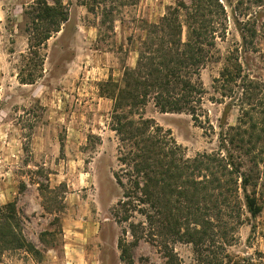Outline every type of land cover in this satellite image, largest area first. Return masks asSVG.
I'll return each mask as SVG.
<instances>
[{
  "label": "rangeland",
  "instance_id": "1",
  "mask_svg": "<svg viewBox=\"0 0 264 264\" xmlns=\"http://www.w3.org/2000/svg\"><path fill=\"white\" fill-rule=\"evenodd\" d=\"M60 1L69 20L46 47L31 52L37 1L0 0V209L16 204L11 222L39 252L0 246V264H124L119 241L133 242L130 224L145 219L131 210L129 222L118 221L124 214L118 203L126 200L115 177L122 175L120 141L112 130L113 102L102 96L107 93L102 85L120 81L124 68L136 65L147 23H159L175 0ZM220 1L227 30L200 72L203 126L186 113H161L151 101L142 112L170 131L191 160L227 154L222 138L237 134L232 128L239 123V109L226 114L230 99L214 82L233 57L254 82V119L264 127V0ZM8 52L17 54L8 58ZM30 77L33 84L20 82ZM259 138H252L251 146L258 141L254 155L236 144L227 147L257 181L249 192L255 189L262 213L253 217L241 205L240 225L226 239L217 236L224 251L212 264H264V133ZM239 197L241 202V188ZM8 215L3 209L0 219ZM217 247L212 253L221 251ZM131 255L134 264H203L194 244L173 240L168 250L159 240H140Z\"/></svg>",
  "mask_w": 264,
  "mask_h": 264
},
{
  "label": "trees",
  "instance_id": "2",
  "mask_svg": "<svg viewBox=\"0 0 264 264\" xmlns=\"http://www.w3.org/2000/svg\"><path fill=\"white\" fill-rule=\"evenodd\" d=\"M36 1L34 32L29 38L31 52L46 47L69 20L60 0L52 5L45 0ZM226 22L227 12L220 0H175L159 23H147L145 37L139 38L136 65L126 66L120 81L109 79L102 85L107 90L102 96L113 102L112 130L120 141L122 175L115 177L125 190L126 200L118 203L124 212L118 221L129 222L131 210H138L145 219L130 224L133 242L119 241L124 264H134L132 247L149 238L159 240L167 250L172 240L192 243L200 261L212 264L224 251L222 242L216 241L217 236L226 239L240 225L241 205L253 217L262 213L255 189L249 192L257 181L251 171H243V162L240 158L236 161L227 147L236 144L245 155H254L258 141L251 146L252 138L264 133L260 121L254 119L257 98L251 88L254 82L238 58L229 59L214 81L222 97L230 99L226 114L234 107L240 113L238 125L232 128L237 134L222 138L227 154H202L188 159L171 132L164 131L142 113L151 101L161 113H186L203 126L205 90L200 72L213 58L217 40L226 33ZM20 82L35 81L30 77ZM261 156L260 150L255 160L261 162ZM240 188L244 193L241 202ZM3 209L10 215L0 219L2 249H26L38 255L11 222V218L15 220L16 204H7L0 214ZM230 220L236 225L230 227ZM190 225L195 227L191 229ZM214 247L221 251L212 253Z\"/></svg>",
  "mask_w": 264,
  "mask_h": 264
},
{
  "label": "crops",
  "instance_id": "3",
  "mask_svg": "<svg viewBox=\"0 0 264 264\" xmlns=\"http://www.w3.org/2000/svg\"><path fill=\"white\" fill-rule=\"evenodd\" d=\"M16 51H17V50H16ZM17 52H18V51H17ZM21 52L23 53V51H20L19 53H21ZM14 54H17V53H16V52H12V53H11V52H8L6 56H7L8 58H11L10 56H12V55H14ZM1 63L3 64L2 61H1ZM10 63H11V62H10L9 60H6V64H10ZM4 68H5V67H4Z\"/></svg>",
  "mask_w": 264,
  "mask_h": 264
}]
</instances>
